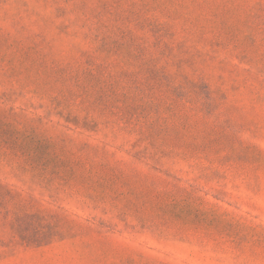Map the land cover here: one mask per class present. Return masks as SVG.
Returning <instances> with one entry per match:
<instances>
[{"label": "rangeland", "instance_id": "1", "mask_svg": "<svg viewBox=\"0 0 264 264\" xmlns=\"http://www.w3.org/2000/svg\"><path fill=\"white\" fill-rule=\"evenodd\" d=\"M0 264H264V0H0Z\"/></svg>", "mask_w": 264, "mask_h": 264}]
</instances>
